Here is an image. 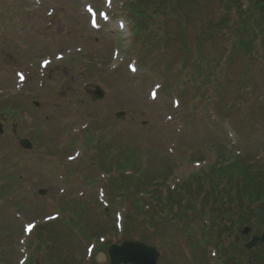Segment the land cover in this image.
Returning a JSON list of instances; mask_svg holds the SVG:
<instances>
[{
    "label": "rangeland",
    "instance_id": "374dc122",
    "mask_svg": "<svg viewBox=\"0 0 264 264\" xmlns=\"http://www.w3.org/2000/svg\"><path fill=\"white\" fill-rule=\"evenodd\" d=\"M151 1L136 31L126 0H0V264H110L101 244L142 236L158 264L234 252L247 207L178 224L157 202L201 205L236 158L264 176V41L239 49L234 14L217 31L221 0Z\"/></svg>",
    "mask_w": 264,
    "mask_h": 264
},
{
    "label": "trees",
    "instance_id": "16d2710c",
    "mask_svg": "<svg viewBox=\"0 0 264 264\" xmlns=\"http://www.w3.org/2000/svg\"><path fill=\"white\" fill-rule=\"evenodd\" d=\"M167 2L168 0H158L154 2L155 10L159 11ZM151 3H153L151 0H126L125 5L134 20V29L137 28L136 31H142V24L148 26V24L144 23L143 16H147L148 12L151 11ZM221 3L223 5V12L219 15L217 31L222 28L224 29V27H230V17L234 14L237 21H239L236 32L237 37L235 39L237 42L236 46L250 53L253 47H255V37L256 40L261 39V42H259V45H261L264 41V3L259 0H255L253 3L249 4V6H247L243 0H221ZM121 7L124 8V4ZM138 26H140V28H138ZM244 34H246L245 37L242 36ZM247 165H249L248 162L239 158H236L231 163L222 165L220 168H217L216 164H213V172L223 174L224 178H219L218 184H216L218 179L213 178V183L208 187V196L210 198L207 199V196L201 197L200 205L195 202L197 201L196 197L189 195L185 197V200L181 201L176 193H170L166 196L167 201L157 202L158 213L160 214L163 211L170 212L171 215H165L164 219L170 216L176 219L179 224L180 222H188V220L193 217L192 215L196 216L198 211L207 212L208 209L213 206L214 208L224 207L225 204L231 201L230 199L234 200L236 196H238L239 200H242L244 196H249L253 198L254 201L257 200L258 195L254 192L258 179L256 177L257 172L254 170H247ZM228 181H230V185L226 187L222 186L224 182ZM261 184H264V179H261ZM182 189L187 190L188 184H183ZM214 208L210 210L211 212L213 211L211 215L214 213L218 214L219 212ZM216 219V216L211 217V223L209 225L213 226ZM150 224H152V222ZM140 238L148 240L145 236ZM108 246L109 244L107 242L101 244L102 248Z\"/></svg>",
    "mask_w": 264,
    "mask_h": 264
},
{
    "label": "water",
    "instance_id": "95a60500",
    "mask_svg": "<svg viewBox=\"0 0 264 264\" xmlns=\"http://www.w3.org/2000/svg\"><path fill=\"white\" fill-rule=\"evenodd\" d=\"M264 2V0H260ZM90 95L93 101L102 99L105 96V91L96 85L95 89L90 91ZM39 105L38 102H36ZM125 116L124 111L117 113V117ZM4 132L3 125L0 123V134ZM22 147L31 149L33 147L32 142L27 138L20 140ZM46 190H40L41 194H44ZM246 228L245 231H248ZM264 241V235L262 237L255 236L247 245L248 248L256 245L257 241ZM110 264H158V258L160 252L154 246H148L147 244L137 240H125L121 244L113 243L109 247ZM264 259V256L259 257Z\"/></svg>",
    "mask_w": 264,
    "mask_h": 264
},
{
    "label": "flooded vegetation",
    "instance_id": "af4514ba",
    "mask_svg": "<svg viewBox=\"0 0 264 264\" xmlns=\"http://www.w3.org/2000/svg\"><path fill=\"white\" fill-rule=\"evenodd\" d=\"M248 203L250 204L244 211V215L247 217L249 222L251 221L250 224L247 223V225L251 227V230L248 234L243 233L241 236L235 233V239L232 245L234 252L228 254L226 264H264V260L256 259L255 257L256 255H264V242H259L252 249L246 248V245L252 239L253 235L261 236L264 233V206L263 210L259 211V208L252 207V205H254L252 201H249ZM231 255H234L235 259H231ZM221 259H223V257H221Z\"/></svg>",
    "mask_w": 264,
    "mask_h": 264
},
{
    "label": "snow or ice",
    "instance_id": "6c2138e0",
    "mask_svg": "<svg viewBox=\"0 0 264 264\" xmlns=\"http://www.w3.org/2000/svg\"><path fill=\"white\" fill-rule=\"evenodd\" d=\"M109 3H110V0H109ZM88 10H89L90 12L92 11L91 6L88 7ZM101 15L104 16L105 19H107V15H106V14L101 13ZM93 26H97V25L95 24V20H93ZM45 63H47V62H45ZM27 227H28V229H31V228L33 227V225L30 224V225H28Z\"/></svg>",
    "mask_w": 264,
    "mask_h": 264
}]
</instances>
